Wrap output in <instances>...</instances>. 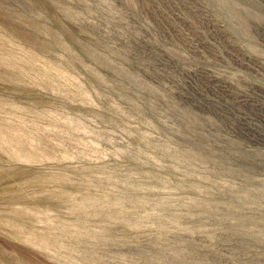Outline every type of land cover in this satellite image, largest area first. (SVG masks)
<instances>
[{
	"label": "rangeland",
	"instance_id": "1",
	"mask_svg": "<svg viewBox=\"0 0 264 264\" xmlns=\"http://www.w3.org/2000/svg\"><path fill=\"white\" fill-rule=\"evenodd\" d=\"M0 264H264V0H0Z\"/></svg>",
	"mask_w": 264,
	"mask_h": 264
}]
</instances>
